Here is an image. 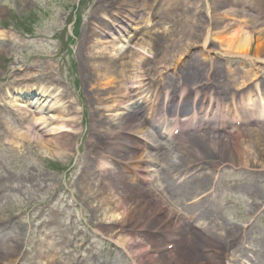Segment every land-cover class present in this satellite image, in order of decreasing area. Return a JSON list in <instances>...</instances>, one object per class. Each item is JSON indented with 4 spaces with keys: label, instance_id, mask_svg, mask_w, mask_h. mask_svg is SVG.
I'll use <instances>...</instances> for the list:
<instances>
[{
    "label": "bare ground",
    "instance_id": "1",
    "mask_svg": "<svg viewBox=\"0 0 264 264\" xmlns=\"http://www.w3.org/2000/svg\"><path fill=\"white\" fill-rule=\"evenodd\" d=\"M246 1L247 4H251L254 7V12L259 11V0ZM150 5L149 0H144L145 9ZM226 15L228 16V14ZM182 18L183 17L179 18L180 25L183 21ZM224 18V16L216 14V29L209 26L203 28L198 35V42H195L191 48L186 50L183 49L177 56H175L176 58L173 60V64L167 62L166 60L163 63V70L173 68L178 75V67L183 63L184 55L188 51L191 54L193 51L192 49H195L196 47L199 49V57H202V60H207L209 62V72H206V67H201V63H198L197 61V63L185 62L184 69L180 73V80L181 78L184 79V90L185 92L187 91V94L185 95L187 104L184 109L186 116L192 113L189 110V103L193 102V104H195L198 100L202 101L205 98L204 96L207 94H210L214 98L218 99V104H221V112L226 113L227 115L231 112V116L236 119L246 118L241 117V115L244 114H240L235 106L239 105L240 110L252 113L254 112V108H251V102H254L256 106H259L260 113L262 112L264 114V82H259L256 76L248 77L246 75L241 76V81H238L239 75L236 72L237 69H231V66L227 69L228 73L226 75L227 78L229 77V81H222L223 78L221 77L225 76L222 70L218 69L217 73L212 71L215 65V59H213L211 54H217L218 52L223 53L224 55H239L240 57H250V53H253V59L264 65V37H255L253 30L249 28L250 25L248 23L244 24V20L242 25L237 24L236 28L228 30L226 27L224 28L222 23L219 22V20H223ZM146 20L147 19H145V21ZM171 28H176L175 24H171L170 27L165 30L157 31L154 34H151L148 31L143 37H140V41L136 43L137 48L127 53V56H129L130 59L128 64L125 62L118 64L122 60L123 55H125L123 53L119 56V58L108 65L104 64L100 60V62L95 63L97 66L94 65L91 68L93 72L91 78L93 75L99 73V76H102L104 80L102 87H114L113 91L110 92V104L105 106L106 111L110 113V118L114 123L113 128L107 127L104 131L105 133H107L108 130L111 132V136L109 137V140H107V146L111 153L128 155L129 158H135L138 161H141L144 158V156H142V154L138 151L134 152L131 144L137 143L134 135L142 134L143 132H147V130L146 127L133 116L132 110L142 109L144 111L148 109L146 105H142L141 99L142 96L145 95L142 90L143 84L147 83V81L150 84V80H148L149 73L153 75V78L156 74L157 64L155 62V54L152 53L153 42L160 41L164 38H172L175 34L178 35V32H175V29ZM181 32L183 35V30H181ZM148 35L149 39L147 40L146 36ZM0 36H5V34L0 33ZM213 37H215V44L219 45L218 51L217 49L212 48L211 45H208V42H210ZM175 38L176 36L174 37V40ZM252 49H254V52H252ZM217 57L219 56L216 55V58ZM144 60L149 62V68H144V64H140V62ZM115 66L118 68V71L115 70ZM112 69H114V72ZM103 70L106 71L104 72ZM127 70L128 73L126 72ZM178 78L179 75L176 77L170 76L168 79L167 75H159L158 84H153L152 88L156 93V91L161 90L165 85L167 86L168 92H174V80ZM128 84H131L130 87ZM92 88L95 87L92 86ZM224 93H228L230 96L229 103L233 105V111H230V108L227 106L228 103L224 102V97H220V95ZM119 94L124 95L125 99H121ZM140 95L141 98L138 101L137 98ZM67 102L68 101L60 102L59 99H50L49 105L52 104V109L48 111V117L43 113V109L40 108L37 111L39 117L37 114L34 115L32 120L33 125L29 126L28 130H25V132H21V139L28 140L29 142L36 141L38 146L44 148L45 152L55 158L63 157L65 153L69 152L71 149V139L75 136V134L71 131H62V129L70 127L68 125L69 121H76L75 116L70 113V102ZM217 106L218 105L216 104L215 107ZM42 114L44 115L42 116ZM102 115L104 114L102 113ZM49 118L56 120V123L52 128H46V126L35 128L36 125L43 124L41 122L50 121ZM241 130L248 131L249 134L254 136L256 144L259 145L261 150L259 154L253 149L251 144L245 143L243 145L240 142L238 139L242 136L240 134L235 137V140L229 139L228 141H225L224 138L221 137H213L212 139L208 137V133L206 132L191 134L193 137H191V135L186 136V138H190V140L182 142V139H179L180 143L175 145L178 152L175 159L174 154H168V150L162 151L165 152L166 159L164 158L160 170L161 181L164 183L166 182L169 186L170 183L168 180L175 174L177 175L180 170L187 167L196 170L198 166H201L200 169H202L200 172L198 171L194 177L189 179V181L185 184L186 188L183 187L184 190L172 188V193L180 192L183 197H186L187 193L192 189H194V193L196 191L200 192L199 195L210 192L203 197V201L208 202L211 194L213 195V191L211 192L213 189V181L216 180L215 173L210 170L215 167H219L223 161H230L235 164L237 163L238 166H249L254 169H256L257 166H261L263 167L262 171H264V160L262 161V157H264V126L252 125L247 128H241ZM120 131L123 133L121 134ZM111 137H114L113 141L111 140ZM175 140L176 139L171 142H175ZM9 141L11 142L12 147L17 148L22 145V142L13 139H10ZM119 141H123L125 144H130L131 147L129 148L127 145L119 144ZM194 157L196 158L191 160V158ZM196 162L199 163L194 165ZM98 163V165L111 164L107 159L104 162ZM128 171L130 170L128 169ZM120 178L121 176L118 175L116 177H112L110 181L104 183L106 185H110V189L106 191V194L102 195L98 201L103 209V220L109 223L106 227L109 231L114 230L115 234L119 231L121 234H126L118 240V243L127 247L130 243L127 240V237L133 238L134 235L136 236L134 238L139 239L137 237H139L138 230L140 228H156L160 226L167 227L169 224L167 222V217H155L159 211L158 206L153 205L146 207L144 194L141 193V195H138L139 198H134L135 201H132L133 197L131 196L126 197V195L122 192L124 189L119 183ZM94 179V177H91L84 180L80 184L84 188H88V182ZM104 180L105 179L102 178L100 182ZM157 182L160 183L159 178H157ZM259 195L260 190L258 188L254 187L250 189V196L254 200L260 198ZM161 202L164 203L163 200H161ZM203 206L201 208H203ZM193 212L194 209H188L189 215ZM208 225H211L210 221L208 222ZM196 226L202 229V226ZM213 228L215 232H211ZM230 228L231 229H226L224 232H216L218 227L212 225L210 228H207L208 231L206 233L197 232L198 235L196 233L193 237L189 236L188 238H192L186 242V245L188 246L197 240L199 241L202 239L203 245L201 248H204L205 254H200L198 258L194 257L193 259H188L185 255L181 254V252H177V250L182 246L180 245L169 253L168 259H165V255L157 257V259L155 257H151L146 264H220L221 260L215 255L214 249L217 248L221 251L228 250L229 243L231 244V238L237 235L238 227L232 225ZM205 235L211 236L210 239L208 236L204 237ZM139 240L140 242L136 245L130 243V245L132 244L133 252H144L150 249L153 250L154 246L159 245V242L152 244V241H147L143 238H140ZM7 249L8 245L3 246L0 249V256H6ZM184 254H186L185 249ZM51 258H54L53 255ZM183 258H187V262H185ZM9 263H11V261ZM140 263L139 258L133 257L132 264Z\"/></svg>",
    "mask_w": 264,
    "mask_h": 264
},
{
    "label": "rangeland",
    "instance_id": "2",
    "mask_svg": "<svg viewBox=\"0 0 264 264\" xmlns=\"http://www.w3.org/2000/svg\"><path fill=\"white\" fill-rule=\"evenodd\" d=\"M102 1L103 3L108 5L112 3L109 2V0ZM149 1L151 4V10L153 5L155 4V0ZM166 1L169 2V5L165 13L164 11H162L160 18L151 25V30L153 32L161 31L164 28L170 27V25L172 24V16L175 15L178 17L182 14H184V16H189V19L192 21L194 28V26L197 25L195 22V19L197 18L195 14L200 12L203 13L201 14L203 15V17L200 18L199 25L200 22L203 24L205 22V24L209 26L210 17H213L216 7L219 4V8L222 6V10L228 13L233 12V10L234 12L242 11V6L240 4L232 2L233 0ZM190 2L196 3V6H198L199 10H197V13L190 10ZM91 3L92 0H8V2L7 0H4V2H0V25L4 27V29H6L4 30L5 32L2 33L6 36H0V87H2L3 84L9 83V81L14 78V75H21L18 78H23L25 82H31V79L34 76H37L39 73H44V70L48 65V59L54 58L56 62L55 66H57V70L60 69V72H62V77H66L68 80H71L73 82L74 80H78V93L81 95V98L85 103V120L88 117L87 124L84 123L85 131L81 136L83 139V147L82 152L79 156L76 155V152L73 155L69 151L67 152V154L65 153L63 157L55 158L54 156L45 152L44 148L38 146L36 141H32L31 143L26 142V140L21 139L20 135H14V137L17 140L24 142V147H22L21 149H14L10 145H5L4 141L1 142L4 135L2 134V132H0V178L3 176L6 178L3 185L0 182V221L2 220V222H0V229L9 220V218H13L15 220V227L13 229H10L9 235L4 238L3 242L11 243L9 247V253L7 255H11L12 251L13 254L8 259H12L17 253L19 256L20 264H33V260L37 255L38 247H33L31 243L25 242L23 239L21 240L23 234L24 237L25 234H27L31 221L30 218H28V215L26 218H20V216L16 214L15 211L23 210L29 212L30 216H33L35 213L39 212L41 207L46 205V213L49 214L52 218L57 219L58 210L55 207L56 203L59 200H63L64 197L70 195L72 190L77 193L78 199L82 198L84 195V193L79 190V187H77L76 180H73L72 184L59 194L57 200H55L53 204L51 202L52 196L57 194L64 188V181L68 179L65 178V175H67L69 170L70 174H72L69 177L70 181L74 177H77L79 173H81L84 166V160L89 151L87 139L90 136L92 137L93 134L97 133L94 128H91V125H93L92 122L90 123V118L92 115L91 107L93 105L92 97L95 93L92 91L91 87L86 89L87 84L84 81L83 75L88 70L87 68L83 70L82 67L90 63L89 56L97 53V49L89 53H85L86 49H84L83 53H81V56H77V47L74 45V39H71L74 22H70L71 18L74 20L76 11L78 12V15H80L81 13L82 17L86 14L85 19L90 17L91 12L89 10L91 8ZM132 3L133 2H131V4ZM214 4H216V7L214 6ZM252 8L253 6L250 4L249 6H247L246 10L252 13ZM259 11H261L260 15H258ZM259 11H256V14L252 13V16H249L247 18L255 37H260L264 33V0H260ZM207 14H209V16ZM234 17H236L235 14L228 17V20L225 19L224 21L227 20V25H231V23H234V20L236 19ZM13 24L15 25L13 26V28L17 29V31L10 30L12 29ZM178 25H180L179 22ZM88 26L89 24L84 28H82V26L80 31H84ZM181 29H183V27H181L180 25V27L176 30ZM188 29L190 28L187 27L186 30L183 31H188ZM32 30H35V33L32 32ZM60 30H62L63 33H61ZM198 31L199 27L197 29V32ZM37 33L39 34V37L41 36L40 38L36 37ZM29 35H33L34 37L31 38ZM54 35L56 39L51 40L50 37ZM11 38H13L12 40H15V42H10ZM148 39L149 35L147 37V40ZM80 41H82V37H79L77 39L78 43ZM175 43L177 42L175 41ZM175 43L172 45V48L165 49L166 47H164V45H167V47L170 46L168 45L167 40L154 41L153 44L155 45L153 49L157 51L163 49L164 52L166 50H169V53L172 54L173 52H176V55L179 52V47L178 44ZM72 48H74L75 52L72 51ZM252 52H254V49H252ZM11 56L13 59L11 60V62H9L7 58ZM160 56H164V53ZM222 57L224 59L217 62L218 65L221 66V68L223 67L224 69H226L227 64V66L231 65L232 69L240 67L242 74H244V72H249L251 77V73H253L260 82H264V65L260 66L259 64H256L257 62L252 61L251 58H246L245 60L233 56L231 59H228V57L223 54ZM29 65L33 66L34 70L28 75L25 68L29 67ZM17 68H24V70L22 72H18L16 71ZM115 70L118 71L117 68H115ZM44 77L45 76H43V78ZM86 78L90 80L89 75L85 76V79ZM44 82L45 81H42V83ZM40 90L41 89L36 91L37 95L33 93L32 97L38 96V92H40ZM2 110V107H0V113L2 112ZM88 112L89 115H87ZM78 117L79 114H77V118ZM78 123L79 125L81 124L80 120L78 121ZM78 137H76L77 140ZM76 138L73 137L71 139L72 152L75 147V144L73 142L76 140ZM242 139H245L246 144H251L253 149L256 150L258 154L260 153L261 150H259V147L256 148V141L253 136L247 138L244 137ZM195 158L196 157L191 158V160H194ZM263 160L264 157H262V161ZM224 165H228V163L225 162ZM238 168L239 167L229 168L228 166L227 169H223L222 172L224 173V175L222 174V180H231L235 178L237 179L240 178L243 174L249 176L251 179L252 177H254L251 187H256L260 190V198H257L255 202H261V200L264 199L263 169L261 170V168H257L260 171H258L256 175L251 173V171L247 167H245V170H243L242 172H238ZM212 172L215 171L212 169ZM70 174H68V176ZM217 179H219V175ZM220 187H222L224 190V183L220 182L218 188ZM87 193L89 192L87 191ZM234 199V204L231 206L229 205L228 207H222L218 202H214L213 205L215 207V210L214 208H211L212 214H214L215 216L219 215V220L222 222V224H225L222 219H228V222L237 223L240 225L247 224L246 226L249 225L246 222L247 220H249L251 223H254L256 217L249 214V212H255V208L252 205L254 199L250 196L248 188H244L242 192L240 190H237L236 194L234 195ZM222 200L223 197L220 198V201ZM22 205H24L25 207H21ZM87 209L88 208L85 207L83 202V204H81L79 216L77 217V228H73L72 234L70 232V228L66 225V220L69 213H59L60 220H58V225L54 228L53 232H51L50 230L52 237L49 241H53L56 247L51 246V250L49 248V251L55 252L56 249L59 250V256L61 257L60 260H63L65 264L71 263L70 255L72 253H74V261L77 259V256L81 254V249H79V247L77 246L80 243H83L87 239V234H89L87 232V229L88 226L91 225L89 224V222V225L87 224L85 226L84 224L86 223L85 221L87 220V218L88 221H90L92 218L94 219L97 217L95 214H93L92 217H89ZM97 215L99 221L100 219H103L101 214ZM83 216L88 217L86 218V220H84ZM10 220L14 221L12 219ZM96 229L97 228H94L93 230ZM36 231L37 229H34L35 237L37 236ZM18 233L20 239L18 240V243H16ZM253 233V236L250 238V244H247L246 246L249 249L251 248L255 251L259 249L258 246L261 236H264V226L262 221L256 223ZM90 234L92 233L90 232ZM102 237L106 239L108 238L103 234ZM74 239L75 247H73L72 243H70V240ZM92 239L96 248L97 245L100 246V249H103V247L107 248L104 239L100 240L98 236ZM62 245H67V248H64ZM185 248L186 247H184V249ZM70 252L72 253L70 254ZM111 253L117 254V257L114 259L115 262L113 264H129V260L124 258V254L118 250L117 245L112 248ZM189 253H187V255H195L194 251ZM181 254L188 257L186 254H184V251H181ZM236 254L240 255L242 253H236L235 251L231 250L225 258L226 260H229L230 255V258H233V256H235ZM251 256L253 257L252 253L249 254V258H251ZM188 259L190 258L188 257ZM257 262L258 264H260V261Z\"/></svg>",
    "mask_w": 264,
    "mask_h": 264
}]
</instances>
